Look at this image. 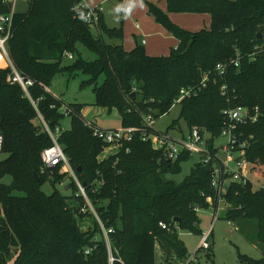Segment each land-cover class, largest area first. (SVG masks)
I'll list each match as a JSON object with an SVG mask.
<instances>
[{"label": "trees", "instance_id": "trees-1", "mask_svg": "<svg viewBox=\"0 0 264 264\" xmlns=\"http://www.w3.org/2000/svg\"><path fill=\"white\" fill-rule=\"evenodd\" d=\"M9 1L0 0V16L13 14L10 56L17 69L34 81L30 93L47 124L53 130L61 127L62 109L71 120V128L60 134L58 142L98 218L90 210L81 211L88 207L77 186L72 197L56 189L64 178L60 167L47 169V178H34L52 141L21 87L8 82L10 71L0 69V131L2 152L8 155L0 162V179L11 178L10 184L0 182V264H109L101 224L112 229V253L124 264H157V245L167 260L184 262L191 256L180 233L201 234L199 211L217 210L220 198L223 218L235 222L262 253L259 260L239 253L237 264H264V185L229 183L220 195L212 186V168L199 161L177 184L169 175L179 174L182 163L194 156L184 153L176 161L167 160L150 140L139 136L116 156L100 160L108 145L85 125L82 107H64L44 89L60 72H83L98 106L117 109L123 128H140L145 117L156 121L168 114L182 89L198 88L206 77L198 96L180 103V119L188 128L208 133L213 151L225 110L258 108V121L240 126L237 135L253 137L246 157L264 178V0H165L166 12L149 3V13L178 41L166 56H150L142 44L126 50L122 29L108 27L102 11L98 35L93 34L84 19L83 0H25L27 8L14 12ZM173 13L209 14L211 27L187 31L170 20ZM79 45L96 58L82 60ZM66 53L79 58L63 67ZM237 54L240 68L228 66L220 75L217 64H229ZM224 85L227 91L222 94ZM47 179L54 187L51 195L42 191ZM85 219L91 221L88 229L83 228ZM202 250L197 249L190 264H201L197 257ZM204 251L213 263L212 244Z\"/></svg>", "mask_w": 264, "mask_h": 264}, {"label": "rangeland", "instance_id": "rangeland-1", "mask_svg": "<svg viewBox=\"0 0 264 264\" xmlns=\"http://www.w3.org/2000/svg\"><path fill=\"white\" fill-rule=\"evenodd\" d=\"M149 3L155 4L158 8L166 12L165 0H83V4L86 7L90 9H101L108 27H119L122 29L124 34V46L128 51L133 50L137 44L141 45L143 40L147 43L145 46L147 49L153 47L156 50H161L162 47H164V36L175 41V38L170 32L159 24L154 16L149 13ZM117 7H131L130 15L124 18L123 12L117 14L115 12ZM26 8L27 5L25 1H20L17 4L16 10L22 11ZM117 15L121 17L119 20H117ZM169 18L173 23L190 32H198L203 29L209 30L211 27V16L209 14L173 13L169 14ZM137 23L140 25V29H137ZM90 28L93 34L98 35L95 24L90 25ZM78 51L81 53L82 60L90 61L96 58L93 53L89 52L81 45L78 46ZM78 56V54L76 56L74 55L75 59L65 58L62 61V66L66 67L72 64L79 58ZM87 79V75L83 72H79L77 75H73L68 71L60 72L55 75L51 87L49 88V94L61 100L64 107L67 105H80L85 119L94 123L99 129L112 130L123 128V117L117 109L109 110L108 108H102L97 105V95L93 87L84 84V81ZM103 79V77L99 79V84L103 82ZM180 111V104H175L168 114L155 121V130L160 133H168L172 138L180 139L188 128L186 123L180 119ZM61 112L64 114L61 119V128L63 131H67L71 128V120L65 115L64 109H62ZM174 124L175 127L171 128ZM225 143L226 139L219 137L215 144L220 146ZM119 149V146L110 145L99 156V159L105 160L114 157L118 154ZM7 157L8 155L6 153L0 152V162L7 159ZM197 162V156L184 161L181 165V172L177 175H169V179L177 184L181 183L190 174L191 169ZM60 174L64 175V178L60 184H56V189L72 197L75 187H78V176L75 174L76 178H74L62 171L61 168ZM37 175L38 177L47 178L50 176V173L43 167L37 172ZM257 180L258 182L255 183L256 188H260L264 185V179ZM0 182L10 184L11 178L10 176H5L0 179ZM42 191L47 195H51L54 192V187L48 179L43 183ZM17 195L21 194L17 192ZM219 203L220 205L219 209H217L215 219L211 207L199 211V228L202 232L201 234L188 231L180 233L181 238L186 244L188 255L194 257L197 249L201 245L203 234L211 231L212 236L210 238V243L213 246V263L207 261L205 251L202 250L197 257L201 264H237L239 253L247 255L252 259L259 260L262 257L260 248L250 243L245 238V234L237 228L235 222L223 218L225 211L224 202ZM90 224V219H85L83 221V228L88 229ZM245 227H251V225L246 224ZM156 255L157 264H179L173 257H169V260H167L158 245ZM192 264H196V262Z\"/></svg>", "mask_w": 264, "mask_h": 264}, {"label": "built area", "instance_id": "built-area-1", "mask_svg": "<svg viewBox=\"0 0 264 264\" xmlns=\"http://www.w3.org/2000/svg\"><path fill=\"white\" fill-rule=\"evenodd\" d=\"M25 0H10L12 3V10L15 11L18 2ZM87 10L84 17L85 22L89 25L98 24V13L101 12L100 8H88L84 4L81 6ZM12 23L13 14L0 16V69L10 71L8 82L16 84L21 87L24 96L30 101L35 110L37 111L44 131L48 134L52 141V145L45 149L42 153V162L44 169H54L60 167L62 171L68 173L70 176L76 178L75 172L71 167V164L64 152V149L59 144L58 139L63 132L61 127H57L53 130L47 122L41 117L38 110V103L34 100L30 93V88L35 84L33 80L27 79L21 71L15 66L9 52V41L12 38ZM137 29H140V25L136 24ZM145 44V41H143ZM66 58L74 59V55L71 53L65 54ZM240 55L237 54L236 58L229 61V64L219 63L216 66V70L220 75H224V72L228 66H234L240 68ZM205 77L201 86L184 88L180 91L179 98L175 101V104H180L184 99H190L198 96V91L201 87L206 86ZM227 87L224 85L221 87V93L225 94ZM45 91L49 93V88L44 87ZM224 126L221 131V137L226 139V143L217 146L216 140L214 141V147L216 150H211L208 146V140L210 135L206 132H202L200 128L194 126L187 128L185 134H182L180 139L172 138L168 133L157 132L154 128L155 119L152 116H147L143 119V124L140 128L128 127L121 129L102 130L99 129L94 123L86 121L85 125L92 129L94 137L102 140L108 146L114 145L123 147L134 140L136 136H139L142 141H151L154 149L159 150L167 160L176 161L184 153H188L192 156H197L198 161L206 167L212 168L213 181L212 186L219 192V194L225 193L227 185L229 183H241L246 184L248 182L255 185L258 182L257 179L262 178L257 172L252 169L250 161L246 157V150L250 146V141L253 137H243V134L237 135V131L240 126L247 125L248 123H256L259 119V109H250L247 107L230 108L223 112ZM155 131L157 133H155ZM4 137L0 131V152L3 150ZM129 151V150H127ZM222 177L223 180H222ZM80 195L86 200L87 207L81 211L83 213L86 210H90L96 217V212L87 196L84 186L77 182ZM211 203V200L209 199ZM219 202H224L220 198ZM220 205V203H219ZM225 206V205H224ZM219 209V206H218ZM98 218V217H97ZM162 228H166L163 223H160ZM101 229L105 239V243L108 248L109 257L108 263L114 264L115 261L124 264L120 258L116 259L112 253L111 242L109 234L112 233V229H106L101 224ZM212 232L208 231L203 234L201 238V245L204 250H208L210 247V238ZM194 260V257H190L184 262L179 264H190Z\"/></svg>", "mask_w": 264, "mask_h": 264}, {"label": "crops", "instance_id": "crops-1", "mask_svg": "<svg viewBox=\"0 0 264 264\" xmlns=\"http://www.w3.org/2000/svg\"><path fill=\"white\" fill-rule=\"evenodd\" d=\"M164 38V41H165V43H164V47H162V49L161 50H156L155 48H149V49H147L145 46L147 45V43H146V41L145 40H143V41H145V44H143V41H142V45L145 47V50H146V52H147V54H149L150 56H166V55H168L169 53H170V50L172 49V48H175V47H177V45H178V41L175 39V41L173 40V39H170V38H168V37H163ZM218 209V208H217ZM213 210V217H214V219H215V217H216V212H217V210H214V209H212Z\"/></svg>", "mask_w": 264, "mask_h": 264}, {"label": "clouds", "instance_id": "clouds-1", "mask_svg": "<svg viewBox=\"0 0 264 264\" xmlns=\"http://www.w3.org/2000/svg\"><path fill=\"white\" fill-rule=\"evenodd\" d=\"M115 12H116L117 14L123 12V14H124V18H127V16H129L130 13H131V7H129V8L117 7V8L115 9ZM120 18H121V17H120L119 15H117V20H119Z\"/></svg>", "mask_w": 264, "mask_h": 264}, {"label": "water", "instance_id": "water-1", "mask_svg": "<svg viewBox=\"0 0 264 264\" xmlns=\"http://www.w3.org/2000/svg\"><path fill=\"white\" fill-rule=\"evenodd\" d=\"M34 178L36 179V181H39V178L36 172L34 173Z\"/></svg>", "mask_w": 264, "mask_h": 264}]
</instances>
